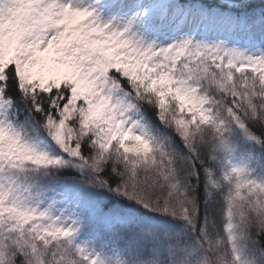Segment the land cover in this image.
Wrapping results in <instances>:
<instances>
[{
  "label": "snow or ice",
  "instance_id": "6c2138e0",
  "mask_svg": "<svg viewBox=\"0 0 264 264\" xmlns=\"http://www.w3.org/2000/svg\"><path fill=\"white\" fill-rule=\"evenodd\" d=\"M244 8L168 0L164 19L230 33ZM137 20L103 21L72 0H0V264H198L212 255L201 232L217 212L220 230L234 229L233 209L247 220L245 252L264 264V182L235 180L246 171L232 167L228 184L213 164L225 151L264 164V51L192 36L157 46L132 32ZM21 105L49 147L25 137ZM92 189L180 223L118 227L119 210ZM93 222L116 246L110 259L78 243Z\"/></svg>",
  "mask_w": 264,
  "mask_h": 264
},
{
  "label": "trees",
  "instance_id": "16d2710c",
  "mask_svg": "<svg viewBox=\"0 0 264 264\" xmlns=\"http://www.w3.org/2000/svg\"><path fill=\"white\" fill-rule=\"evenodd\" d=\"M179 4L185 7H192L193 9L199 8L201 5L208 7H215L221 3V0H178ZM162 4L168 6V0H162ZM244 15L250 24L256 28H260L264 24V0H250L245 3V8L243 10ZM160 29V28H159ZM254 32H249L248 30H243L248 36H254ZM137 36H142L150 42L155 44L160 43L159 31L155 30L154 34L144 35L138 26L135 29ZM264 45V42H261ZM19 111L22 113L21 120H24L25 109L21 105ZM148 118L152 119L151 113L148 114ZM31 124V123H30ZM153 125L156 122L153 120ZM158 126V125H157ZM42 139L36 138L34 134H27L26 131L22 130L23 134L27 139L36 141L43 145L44 147L50 146V137L47 135L45 130L39 129ZM171 135V133H169ZM178 146L179 141L177 140ZM182 148V146H180ZM214 167L218 168L223 174V172L228 171L226 177V182L228 184H233V173L231 171L232 167L243 168L246 171V175L241 176L239 173L235 174V180L250 179L255 181L258 185L259 182H264V164H259L256 162H249L246 156L240 152L235 151H225L221 155H217V158L213 161ZM255 187V186H254ZM201 191H203V182L201 183ZM91 197L98 202L99 206H103L105 211L109 207L119 210L120 224L118 227L123 226L125 228L131 227L133 229H140L143 234H151V230L163 226L166 224L177 223L179 220H174L173 217L167 214L158 213L156 210L145 209L139 203L134 202L131 199L123 198L114 195L111 192H106L103 190H90ZM212 208H216V205H211ZM235 214L236 227L229 232H224L220 230L226 220L218 212L215 213L216 224L213 226L209 224L207 227V232H201L203 240L201 242V247L207 249L211 253V259L208 256H202L198 260V264H255V258L248 252H245V244L247 243V233L244 232V226L247 223L243 217H241L239 212L233 209ZM249 211L248 205L245 204L243 212L247 213ZM243 221V222H242ZM87 227L97 228L99 233L107 237L106 229L103 223L93 222Z\"/></svg>",
  "mask_w": 264,
  "mask_h": 264
},
{
  "label": "rangeland",
  "instance_id": "374dc122",
  "mask_svg": "<svg viewBox=\"0 0 264 264\" xmlns=\"http://www.w3.org/2000/svg\"><path fill=\"white\" fill-rule=\"evenodd\" d=\"M161 0H72L73 3L81 6L95 7L99 16L103 21H113L116 24H126L133 16H138V20L133 22L132 32L138 24H142L144 35L154 33L157 28L161 27L159 40L157 46L167 45L174 40H180L188 36H192L195 40L206 42H217L224 40L230 47H238L246 54L258 55L264 51V41L261 29L250 25L246 17H241L237 22L236 29L233 32L219 33L215 31H205L203 29L194 30L189 26L181 27L179 24L171 22V19H164L165 13L168 12V6L160 4ZM250 0H244L247 3ZM170 15V14H169ZM247 26V30L254 32V38H250L246 33L241 32L242 28ZM137 36V35H136ZM139 39L143 37L137 36ZM147 40V39H146ZM143 40L145 43H153ZM33 122L31 120L24 121L22 129H31L35 131L37 128L31 127ZM140 131L139 128L136 129ZM78 243L90 249L94 254H98L101 258H112L113 253L116 252V246L108 237H102L97 228H83L77 237Z\"/></svg>",
  "mask_w": 264,
  "mask_h": 264
}]
</instances>
